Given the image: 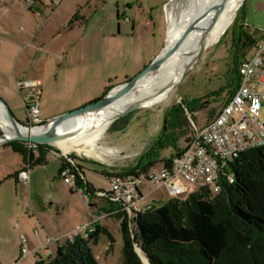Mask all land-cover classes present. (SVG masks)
I'll use <instances>...</instances> for the list:
<instances>
[{"label": "rangeland", "instance_id": "obj_1", "mask_svg": "<svg viewBox=\"0 0 264 264\" xmlns=\"http://www.w3.org/2000/svg\"><path fill=\"white\" fill-rule=\"evenodd\" d=\"M259 1L264 0H246L242 11L245 30L255 35L260 32L255 24H264ZM186 4L187 0H0V98L19 121L32 125L88 105L103 88L105 77L112 75L109 85L118 86L136 77L154 60L169 36L171 12L178 19ZM234 21L216 43L208 45L196 67L174 88L167 104L141 107L130 113L131 123L122 132H111L110 127L96 142L99 156L67 154L78 156L76 164L82 166L85 179L95 189L107 193L113 190L103 169L122 170L135 166L142 158L145 164L153 159L154 172L160 175L165 167L163 160L175 152V145L158 141L164 134L170 105L184 100L195 110L192 115L198 127L206 126L221 110L233 81L234 39L238 33ZM19 83L24 85L22 89ZM41 91L39 121L32 122L25 103L30 95H40ZM189 135L190 132L179 135L177 145L186 147ZM39 145L47 151L46 163L29 169L27 184L16 178V172L24 165L22 155L0 145V200L7 204L0 207V264H38L57 256L56 244H52L51 254L23 256L19 252L21 235L35 237V230L42 237L65 235L82 214L91 224L98 221L109 227L111 236L103 235L94 246L99 263L123 264L118 221L106 213L100 217L95 205L89 213V207L76 199L79 190L59 174L61 156L67 157L62 149ZM147 152L151 158L143 157ZM186 185L191 191L182 198L201 189L198 184ZM141 189L143 207L161 205L174 198L165 186L157 187L153 182L146 181ZM101 201L95 199L94 203ZM131 225L135 238V227ZM70 237L67 235V239ZM135 248L145 255L137 244Z\"/></svg>", "mask_w": 264, "mask_h": 264}, {"label": "trees", "instance_id": "obj_2", "mask_svg": "<svg viewBox=\"0 0 264 264\" xmlns=\"http://www.w3.org/2000/svg\"><path fill=\"white\" fill-rule=\"evenodd\" d=\"M245 4L246 0L239 13L237 12V17L235 15V21L233 19L234 26L238 28L234 39L235 60L231 70L233 81L230 97L224 105L237 90L243 61L255 48L258 40L264 37L263 33L257 39L254 33L245 30L242 22ZM70 24L73 25L74 21ZM109 91L110 89L103 96ZM192 111L195 110L184 100L169 106L164 123V134L158 141L162 145H175V152L163 160L165 166L171 165L174 158L185 148L177 145L179 135L190 132L187 143L193 136L195 121ZM219 113L214 114L209 122ZM132 117L133 114H129L116 120L111 125L110 131L126 130ZM5 146L22 155L24 162L22 170L46 163L47 151L40 149L44 145L13 141ZM48 147L52 149L51 146ZM36 150L38 155L35 154ZM148 156L152 157L150 152L143 157ZM77 157L75 153L70 157L61 156L60 174L62 175L65 168L71 167L75 173L77 188L84 189L89 198V208L95 205L100 217L106 213L118 221L123 239V264H145L136 251V243L150 264H264V146L243 152L231 163L235 173V183L225 185L222 192L212 194L209 189L201 188L188 198L174 197L134 218L119 211L120 207L109 198H100L96 194L104 191L95 189L85 179L82 166L76 164ZM91 162L100 164L96 161ZM154 162L151 159L145 164L142 158L135 166L122 170L103 169L102 172L107 178L114 175H138L153 169ZM19 173L16 172V176ZM95 199L103 200V203L101 201L96 204ZM132 223L135 227V238L132 234ZM92 225L87 236L77 232L59 246L57 256L48 261H39L38 264H100L94 253V246L99 243L103 235L111 236V233L107 225L98 221Z\"/></svg>", "mask_w": 264, "mask_h": 264}, {"label": "built area", "instance_id": "obj_3", "mask_svg": "<svg viewBox=\"0 0 264 264\" xmlns=\"http://www.w3.org/2000/svg\"><path fill=\"white\" fill-rule=\"evenodd\" d=\"M262 67L264 37L258 40L255 54L243 61L240 82L234 95L219 115L206 126L198 127L193 122L194 133L191 140L171 165L165 166L160 175L154 172V168L138 175H114L108 178L112 182L113 190L96 194L109 198L120 207L119 211L134 218L156 206L149 204L143 207L140 203L144 199L141 188L146 181L155 183L157 187L165 186L174 197L191 191L186 182L207 188L212 194H218L225 185L235 183L231 163L243 152L264 146V92L259 91L254 82L257 70ZM261 79L264 80V72ZM23 86L19 83L21 89ZM38 97L39 93L30 95L25 103L32 122L39 121ZM62 176L66 183L77 188L75 173L71 167L65 168ZM19 178L27 184L29 169L20 171ZM85 196L89 203L88 196ZM91 222L81 231L85 236L91 231ZM22 240L24 243L27 241L25 236H22ZM22 252L24 256L27 255V247H23Z\"/></svg>", "mask_w": 264, "mask_h": 264}, {"label": "bare ground", "instance_id": "obj_4", "mask_svg": "<svg viewBox=\"0 0 264 264\" xmlns=\"http://www.w3.org/2000/svg\"><path fill=\"white\" fill-rule=\"evenodd\" d=\"M244 1L187 0L181 17L177 19L172 12L170 14L169 41L171 43L176 40L185 31H191V35L184 45L172 52L155 74L143 80L137 90L125 99L102 110L68 120L56 132L39 140L59 147L65 154L77 152L99 156L96 142L109 130L115 118L134 104L142 107L167 104L174 88L194 66L200 51L207 49L208 45L216 43L223 36ZM19 128L22 132L27 131L22 126ZM0 130L11 137L17 133L15 123L10 119L2 102Z\"/></svg>", "mask_w": 264, "mask_h": 264}, {"label": "water", "instance_id": "obj_5", "mask_svg": "<svg viewBox=\"0 0 264 264\" xmlns=\"http://www.w3.org/2000/svg\"><path fill=\"white\" fill-rule=\"evenodd\" d=\"M221 11V10H220ZM219 11V12H220ZM191 35V31H185L182 35H180L176 40L172 41L170 43L169 41V36L166 40V43L160 53L154 58V60L141 72L139 73L136 77L133 79L120 84L112 89L103 97L98 99L95 102L89 103L88 105L81 107L79 109H76L70 113H67L65 115L50 119L45 122H41L35 125L27 123H23L19 121L11 112L9 109L8 105L0 98V102H2L8 111V115L10 119L15 123L16 126V135L15 136H8L5 133L0 134V145H6L10 142L13 141H25V142H30V143H35V144H48V145H53L49 142H42L39 140V138L48 136L50 134H53L54 132L57 131L58 127L62 125L64 122L71 120L75 117H78L80 115L86 114V113H91L95 111L102 110L108 106H111L112 104L125 99L127 96L130 94L134 93L137 88L140 86V84L145 80L147 77L155 74L162 66L163 64L168 60V58L171 56L172 52L185 44L189 36ZM206 49H203L200 51V54L198 56V61L194 64V66L189 70V72L182 78V80L188 76L192 70L196 67L202 56L204 55ZM181 80V81H182ZM180 81V82H181ZM179 82V83H180ZM178 83V84H179ZM177 84V85H178ZM142 106L140 104H134L130 106L128 109L120 113L113 123L126 116L129 115L130 113L134 112L137 109H140ZM19 126H22L23 128H26V132H22ZM68 157L67 154L64 153ZM137 244V243H136ZM138 245V244H137ZM140 248V246L138 245ZM138 253V252H137ZM140 258L145 264H150L148 258L145 255H140Z\"/></svg>", "mask_w": 264, "mask_h": 264}, {"label": "crops", "instance_id": "obj_6", "mask_svg": "<svg viewBox=\"0 0 264 264\" xmlns=\"http://www.w3.org/2000/svg\"><path fill=\"white\" fill-rule=\"evenodd\" d=\"M257 6H258V8H259V10L263 13L264 12V1L262 2V1H259L258 3H257ZM264 14V13H263ZM255 27L258 29V31H260L258 34H254V36L258 39V38H260L261 37V35L264 33V24H260V25H258V24H255ZM255 54V48L250 52V54L248 55V57H247V59L248 58H251L253 55ZM154 59V58H153ZM149 65V64H148ZM147 65V66H148ZM146 66V67H147ZM145 67V68H146ZM264 72V67H262V68H260V69H258L257 70V72H256V74H255V78H254V82H255V86H256V88L259 90V91H261V92H264V80H262L261 79V74ZM109 79V80H108ZM109 81H113V77H112V75H110V76H108L107 77V79H106V77H105V79H104V82H103V88L101 89V91L99 92V94H96L95 96H93V98L92 99H95V100H97V99H99V98H101V97H103V95L109 90V89H112V88H114V87H116V86H111V85H109ZM260 85L261 86H263V87H260ZM232 90V89H231ZM231 90H230V92H231ZM42 94H43V91H41V94L39 95V96H42ZM229 97H230V95H229ZM94 100V101H95ZM94 101H92V102H94ZM91 102V103H92ZM76 108L77 107H80V106H75ZM76 108H74V109H76ZM41 109V108H40ZM221 110H222V108H221ZM220 110V111H221ZM219 111V112H220ZM41 113V112H40ZM39 113V114H40ZM44 119H47V118H44ZM44 121H46V120H44ZM48 121V120H47ZM38 154V153H37ZM33 166H35V165H33ZM33 166H31L30 168H33ZM30 168H28V169H30ZM22 169H23V165H22V167H21V169L18 171V172H20V171H22ZM60 174V173H59ZM60 176H62L61 174H60ZM16 178H17V180L18 181H21V179L19 178V174L16 176ZM1 181V180H0ZM3 181H1L0 182V188L2 187V185H3V183H2ZM78 190H79V195L77 196V200H79L80 202H83V203H85V205H87L88 207H89V203L87 202V199H86V196H85V191H84V189H79V188H77ZM72 191H73V189H72ZM56 201H57V203H58V205H62L61 204V201L60 200H58V199H56ZM82 203V204H83ZM84 205V204H83ZM85 205L82 207L83 209V211H82V213H84V212H86L85 211ZM7 206V204L6 203H3V200H0V207H6ZM90 211H91V209L89 208V213H90ZM5 215V214H4ZM5 217V219H7L8 218V216L7 215H5L4 216ZM33 220V219H32ZM19 223L20 222H18V226H19ZM89 223H90V221H88L87 220V218L86 217H84V214H82V216H81V218H80V220H78V222L76 223V224H74V226L71 228V230H68V232H66V234L65 235H62L61 233H59L56 237L55 236H52V235H50V234H47V235H44L43 237L42 236H40V234H39V231L38 230H35V237L32 235V237L30 238L29 236H25V235H21V238H20V251L19 252H21V254L23 255V252H22V249H23V247H27V249H28V254L29 255H33V254H38V253H40V252H44V253H47V254H51V251H52V244L54 245V244H56L57 245V250H58V248H59V246L62 244V243H64L66 240H67V235H68V237H70L69 236V234L70 233H77V232H81V231H83V229H84V227L88 224L89 225ZM78 229V230H77ZM82 229V230H81ZM77 230V231H76ZM73 233V234H74ZM22 236H25L26 237V243H24L23 242V240H22ZM66 237V238H65ZM72 237V236H71ZM70 237V238H71ZM69 239V238H68ZM19 254V253H18ZM24 256V255H23Z\"/></svg>", "mask_w": 264, "mask_h": 264}]
</instances>
